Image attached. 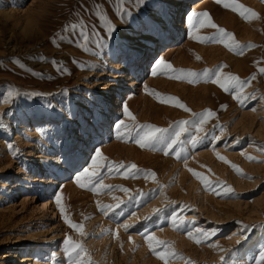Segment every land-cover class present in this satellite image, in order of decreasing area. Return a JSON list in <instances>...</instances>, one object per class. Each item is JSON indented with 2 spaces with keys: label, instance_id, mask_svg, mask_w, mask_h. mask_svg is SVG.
<instances>
[{
  "label": "rangeland",
  "instance_id": "1",
  "mask_svg": "<svg viewBox=\"0 0 264 264\" xmlns=\"http://www.w3.org/2000/svg\"><path fill=\"white\" fill-rule=\"evenodd\" d=\"M108 2L0 0V264H258L264 0Z\"/></svg>",
  "mask_w": 264,
  "mask_h": 264
},
{
  "label": "snow or ice",
  "instance_id": "2",
  "mask_svg": "<svg viewBox=\"0 0 264 264\" xmlns=\"http://www.w3.org/2000/svg\"><path fill=\"white\" fill-rule=\"evenodd\" d=\"M226 7L228 6V5H225ZM242 7V6H241ZM248 11H250V10H248ZM193 15H196V14H193ZM203 16H204V18L206 19V21H207V23L209 24V26H211V27H213V28H217V26L208 18V14L207 13H203L202 14ZM241 15H244V13L242 12L241 13ZM251 15L253 16V17H255L257 14L256 13H254V12H251ZM245 18H247V17H245ZM106 28H107V31H109V32H111V31H113L114 29L110 26V25H106ZM218 30V32L220 33V37H221V40H223V38L225 37V36H227L228 34L227 33H225L224 32V30H222V29H217ZM161 63H163V62H161ZM167 67H170V66H167ZM187 75L188 76H190V77H194L196 74L195 73H187ZM203 75L204 76H208L209 75V72H208V70H205V72L203 73ZM229 79L231 80V81H235V82H239L238 81V78L237 77H229ZM213 82H219V75H217V77H216V79L213 81ZM221 87H224V85L222 84L221 85ZM125 112L127 113V109L125 108ZM207 115H211V113L209 112V113H207ZM134 119V118H133ZM204 122V118L203 117H201V120L198 122V124H197V128L199 129V127H200V125L202 124ZM183 123H186V122H181V124H183ZM181 130H183L182 128H181ZM162 131H164V130H162V129H156V128H151L150 127V130L148 131V132H145L144 133V135L143 136H141L140 137V139L137 141V143H139V145L141 146V147H145V146H147V145H150V144H152L153 142H155L157 139H159L156 135H155V133H158V132H162ZM176 135L177 136H179V132H177L176 133ZM161 142H162V140H161ZM177 141L174 139V140H172V141H170L169 143H168V145H167V147H169V148H171L172 147V145L174 144V143H176ZM96 155L97 156H99L100 155V153L99 152H97L96 153ZM220 159H223V157H220ZM94 163V165H95V161L93 162ZM131 168H135L136 166L135 165H132V166H130ZM194 175H197L196 173H193ZM85 175L86 176H89V175H91V176H96L97 175V173L96 172H86L85 173ZM77 180H79V177H77ZM126 191V190H125ZM230 191V190H229ZM59 201H60V198L59 197H57V203H59ZM61 211H62V214H63V209H61ZM66 222H69V221H67V218H66ZM70 223V222H69ZM70 227H73V228H81V230H82V226H77V225H74V224H71L70 223ZM125 228H127L128 227V225H125L124 226ZM149 239L151 240V239H154V237H149ZM69 243H71L70 241H69ZM150 247H151V244L149 245ZM75 247L76 248H80V245H75ZM161 259H164V257L163 256H161L160 257ZM260 262H264V254H261V256H260ZM260 262H258V264H260Z\"/></svg>",
  "mask_w": 264,
  "mask_h": 264
},
{
  "label": "bare ground",
  "instance_id": "3",
  "mask_svg": "<svg viewBox=\"0 0 264 264\" xmlns=\"http://www.w3.org/2000/svg\"><path fill=\"white\" fill-rule=\"evenodd\" d=\"M102 2L105 4V5H107V7H108V9L109 8H111L112 6H110V4H109V2H108V0H102ZM112 3V2H111ZM114 3V2H113ZM197 3V2H196ZM195 2H192V3H188L187 1L185 2V5H186V7L187 6H189V9L192 7L193 8V10H197V7H196V4ZM200 4V3H199ZM202 6V5H201ZM114 7V6H113ZM112 7V8H113ZM118 8H123V4H121V5H119V7ZM112 12H114V9H113V11ZM117 19V18H116ZM129 21H130V23L132 24L133 22L129 19ZM128 22V21H127ZM129 23V24H130ZM173 29L174 30H176V27H173ZM162 58V57H161ZM160 58V59H161ZM29 114H32V116H33V118L35 117V116H37L38 114L36 113V112H30ZM31 116V115H30ZM48 117H51V116H53L52 114H49V115H47ZM95 121V120H94ZM104 131H106V129H104ZM76 175V174H75ZM48 204H49V200H44L43 202H42V206H43V208L45 209V208H47V206H48ZM51 206V205H50ZM39 251L38 252H36L35 253V255L33 256V258L37 261V256L39 255ZM31 259L29 258H27V259H25V258H23V259H21L20 261H19V263L18 264H26V261L28 262V261H30ZM34 264H37V262H35Z\"/></svg>",
  "mask_w": 264,
  "mask_h": 264
}]
</instances>
